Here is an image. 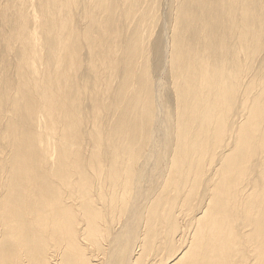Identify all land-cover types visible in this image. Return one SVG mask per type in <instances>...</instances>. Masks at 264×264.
I'll list each match as a JSON object with an SVG mask.
<instances>
[{
	"label": "bare ground",
	"instance_id": "obj_1",
	"mask_svg": "<svg viewBox=\"0 0 264 264\" xmlns=\"http://www.w3.org/2000/svg\"><path fill=\"white\" fill-rule=\"evenodd\" d=\"M162 2L0 0V264H264V0Z\"/></svg>",
	"mask_w": 264,
	"mask_h": 264
},
{
	"label": "rangeland",
	"instance_id": "obj_2",
	"mask_svg": "<svg viewBox=\"0 0 264 264\" xmlns=\"http://www.w3.org/2000/svg\"><path fill=\"white\" fill-rule=\"evenodd\" d=\"M168 1L169 2H167V5H165L166 8L164 7L165 9H167L166 12H169L168 8H170V5H171V0H168ZM160 2H161L160 5H162L163 4L162 0H160ZM260 7L264 10V3H261ZM160 8H161V6H160ZM161 9L163 10V7ZM161 39H162V29H161V21H159L157 26H156V28H155V30H154L152 38H151V43L152 44L150 43L151 44V51L153 53L155 52L156 47H158Z\"/></svg>",
	"mask_w": 264,
	"mask_h": 264
}]
</instances>
